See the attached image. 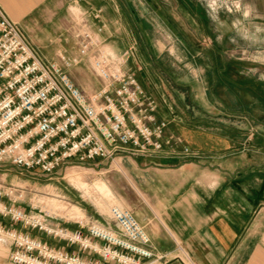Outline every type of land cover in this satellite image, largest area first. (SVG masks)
Here are the masks:
<instances>
[{"label":"crops","instance_id":"0c3cea01","mask_svg":"<svg viewBox=\"0 0 264 264\" xmlns=\"http://www.w3.org/2000/svg\"><path fill=\"white\" fill-rule=\"evenodd\" d=\"M117 3L120 0H0L41 56L55 61L59 54L79 56L67 28L70 7L73 13L90 9V27L111 54L127 49L119 38L128 32L120 27ZM177 4L183 6V0ZM98 9L99 17H94ZM186 11L193 21V10ZM31 36L43 38L34 41ZM213 52H207L204 61H187L170 70L158 61L147 66L139 58L140 64L134 63V57L123 64L156 100L155 118L167 121L165 137L180 138L159 153L118 158L129 181L125 203L154 248L167 254L165 264H264V99L256 94L264 74L243 72L241 65ZM68 73L84 91L100 85L88 58L81 57ZM232 73L245 76L235 82ZM183 147L196 156L183 155ZM4 225L24 230L22 225ZM62 226L81 228L76 221ZM29 229L53 247L100 260L75 244Z\"/></svg>","mask_w":264,"mask_h":264},{"label":"built area","instance_id":"2783aa9c","mask_svg":"<svg viewBox=\"0 0 264 264\" xmlns=\"http://www.w3.org/2000/svg\"><path fill=\"white\" fill-rule=\"evenodd\" d=\"M76 12L72 14L78 18L85 14ZM99 43L91 29L78 34L79 57L91 53L88 59L100 81L99 87L84 91L68 73L78 59L64 54L58 55L59 61L41 57L0 5V163L41 178L70 164L110 163L115 158L159 153L165 144L180 141L165 137L167 121L155 118L156 100L123 67L128 52L111 54ZM181 153L196 156L188 147ZM39 212L32 214L0 199L1 217L75 244L100 260L53 247L28 231L0 223V244L7 247L0 264H165L168 260L126 207L111 205L104 221L76 220L81 228L74 230L48 224L45 219L51 215Z\"/></svg>","mask_w":264,"mask_h":264},{"label":"rangeland","instance_id":"374dc122","mask_svg":"<svg viewBox=\"0 0 264 264\" xmlns=\"http://www.w3.org/2000/svg\"><path fill=\"white\" fill-rule=\"evenodd\" d=\"M177 3L175 0H120V3H117L120 27L128 32L119 37L120 41L128 44L127 49L121 52H128L125 63L131 62L134 57V63H137L139 58L147 66L158 61L166 70H170L171 67L181 66L187 61H204L207 52L215 51L213 54L241 65L240 70L243 72L248 71V74L255 77L264 74V0H183V6ZM187 9L193 10V21L188 16ZM67 11L70 20L67 21V28L76 43L78 34L85 29L97 33L89 24L90 9L84 10L85 14L80 18L72 14V7ZM99 12L98 9L93 13ZM69 13L70 17H73L72 20ZM178 26L183 29H178ZM194 28L199 29L193 30ZM23 36L38 52L31 40ZM40 37L43 38H30L36 41ZM104 43L101 40L98 47ZM103 47L108 50L106 46ZM39 55L41 56L40 53ZM90 56L91 53L85 58ZM76 58L79 63L80 57ZM232 75L235 82L245 76L236 73ZM206 80L208 81L207 75ZM259 87L256 94L260 95L258 98L264 99V80L262 88ZM252 91L255 92L254 88ZM251 109L257 110L253 106ZM252 129L249 126L248 134L253 137ZM68 166H76L75 171L80 172L82 180L90 187L89 194H85L64 177L67 170L65 168V171L59 170L56 174L39 178L12 165L0 163V199L13 202L32 214H38L39 211L49 213L51 216L45 220L50 225H67L75 223L76 220L84 222L87 219L104 221L111 205L127 208L125 198L129 181L120 161L110 167L105 162ZM96 179L104 180L112 193L108 196L102 192L97 193L92 187ZM74 208H79V212L82 210L83 215L75 214ZM2 220L3 224L6 222L7 225H21L8 218ZM24 230L30 229L24 227ZM6 254V245L0 244V258L5 259Z\"/></svg>","mask_w":264,"mask_h":264},{"label":"bare ground","instance_id":"6f19581e","mask_svg":"<svg viewBox=\"0 0 264 264\" xmlns=\"http://www.w3.org/2000/svg\"><path fill=\"white\" fill-rule=\"evenodd\" d=\"M114 163H119V159L115 158L109 164L112 165ZM80 175H81L80 172L75 171L74 167L70 166L65 171L64 177L68 178L69 181H71V183L77 185L81 190H83V192L85 194L86 193L89 194L91 192L89 190L90 187H88V184H87L86 181L82 180ZM92 187L99 194H100V192H102L104 195L108 196V194L112 193L110 187L108 186V184L104 180H101V179H96V181L93 183ZM74 209H75L74 210L75 214L81 215V212L78 211L79 208L78 209L74 208ZM71 215H74V214H71Z\"/></svg>","mask_w":264,"mask_h":264},{"label":"water","instance_id":"95a60500","mask_svg":"<svg viewBox=\"0 0 264 264\" xmlns=\"http://www.w3.org/2000/svg\"><path fill=\"white\" fill-rule=\"evenodd\" d=\"M206 165H208V164H206Z\"/></svg>","mask_w":264,"mask_h":264}]
</instances>
